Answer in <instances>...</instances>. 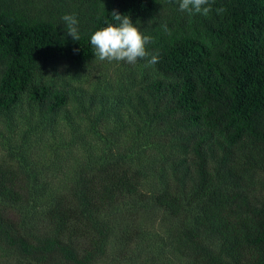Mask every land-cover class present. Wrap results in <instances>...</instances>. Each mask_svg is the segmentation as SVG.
<instances>
[{
	"label": "trees",
	"instance_id": "1",
	"mask_svg": "<svg viewBox=\"0 0 264 264\" xmlns=\"http://www.w3.org/2000/svg\"><path fill=\"white\" fill-rule=\"evenodd\" d=\"M179 3L0 0V120L9 128L25 100L53 132L71 102L77 118L100 106L71 131L102 143L49 197L27 152L0 158V264H264V0H209L207 16ZM114 10L151 37L158 63L138 59L122 96L97 102L60 77L92 68L90 37L118 23Z\"/></svg>",
	"mask_w": 264,
	"mask_h": 264
},
{
	"label": "rangeland",
	"instance_id": "2",
	"mask_svg": "<svg viewBox=\"0 0 264 264\" xmlns=\"http://www.w3.org/2000/svg\"><path fill=\"white\" fill-rule=\"evenodd\" d=\"M139 70L140 68L138 69L136 65L124 61L109 62L107 60L100 61L97 58L92 68L86 72L63 70L60 80L68 82L70 87L74 89L78 88L77 95L89 96L93 92H97L95 99L97 102L101 98H108L114 101L115 98L122 96L119 93V86H127L128 82L133 81L131 79H136V76L138 77L140 74ZM20 107L16 115H14L13 123L10 124L9 128L6 127L4 121L0 120V158L13 156L10 150L11 146H17L20 151L27 152L37 163L38 178L41 180V185L46 186L49 197L51 193L58 190L65 183L68 177H71L75 165H80L86 158V149L93 148L99 152L102 144L100 143L101 140L96 138L95 144L88 146L74 137L75 135L72 133L71 128L83 130V128L88 127L92 122L91 119L96 116L97 112H100V106L94 107L88 113V116L81 114V116L83 115L82 118H77V111L81 112L77 102H71L67 108L73 120L67 124L64 121V113L60 112L56 118L58 127L53 132H49V127L45 122L39 121L36 115L37 110L28 107L25 100ZM117 108L116 110L120 112L126 110L123 106ZM129 118H125L129 124L135 122V120L130 122ZM98 125L103 136L110 135L108 131L110 132L111 127L117 125L114 121V114L111 113L108 117H102ZM146 128L148 129V125L137 119L136 123L129 129L136 137L141 138L144 133H147ZM139 129L142 132L136 133ZM88 137L85 138L89 139ZM23 139H28L26 145L22 143ZM63 144L66 145L63 146ZM57 152L59 155H57ZM48 197L43 198V200L46 201ZM41 202L43 201L41 200ZM153 233L156 234V232ZM146 242L140 246L142 249L146 246Z\"/></svg>",
	"mask_w": 264,
	"mask_h": 264
},
{
	"label": "clouds",
	"instance_id": "3",
	"mask_svg": "<svg viewBox=\"0 0 264 264\" xmlns=\"http://www.w3.org/2000/svg\"><path fill=\"white\" fill-rule=\"evenodd\" d=\"M209 0H180L179 9L191 14L207 16L212 11ZM223 8L217 9L222 13ZM116 24L109 23L106 27L96 30L90 37V44L95 49V56L100 61H124L135 64L138 59L147 60V66L158 63V54H150L146 45L151 37L141 33L128 15H120L116 10L111 14ZM67 27V36L79 40L78 20L75 15L66 14L62 17Z\"/></svg>",
	"mask_w": 264,
	"mask_h": 264
}]
</instances>
